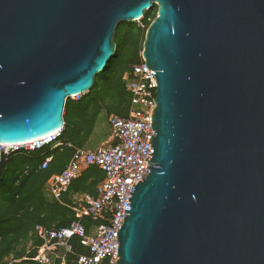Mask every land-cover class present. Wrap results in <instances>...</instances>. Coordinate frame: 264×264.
<instances>
[{"label":"water","instance_id":"95a60500","mask_svg":"<svg viewBox=\"0 0 264 264\" xmlns=\"http://www.w3.org/2000/svg\"><path fill=\"white\" fill-rule=\"evenodd\" d=\"M154 6L151 155L115 264H264V0H0V145L64 129Z\"/></svg>","mask_w":264,"mask_h":264},{"label":"built area","instance_id":"2783aa9c","mask_svg":"<svg viewBox=\"0 0 264 264\" xmlns=\"http://www.w3.org/2000/svg\"><path fill=\"white\" fill-rule=\"evenodd\" d=\"M140 57L124 82L129 96L127 113L125 116L107 115L110 136L96 149L63 143V129L27 143L0 145V169L8 157L21 152L60 147L73 151L68 165L46 185L44 192L49 200L70 209L77 218L62 228L36 225L33 234L41 246L30 259L31 264H66L70 256L75 264H115L118 261L117 234L125 222L130 195L146 174L144 162L151 155L150 139L154 134L151 119L156 107L157 82ZM83 95L72 99L79 101ZM51 159L45 158L41 169H46ZM89 167H97L104 175L95 195L82 194L72 204H64L63 197L71 185ZM85 217L88 224L83 222Z\"/></svg>","mask_w":264,"mask_h":264},{"label":"trees","instance_id":"16d2710c","mask_svg":"<svg viewBox=\"0 0 264 264\" xmlns=\"http://www.w3.org/2000/svg\"><path fill=\"white\" fill-rule=\"evenodd\" d=\"M154 6L144 14L142 24L149 27L156 17ZM133 23H119L113 42L116 46L114 56L106 68L99 73L92 89L84 94L79 101L68 99L64 109V129L61 140L73 147L82 148L89 138L97 116L104 112L125 116L129 104V96L125 91L124 82L132 65L140 62L144 32L141 28L132 30ZM124 25L129 27L122 30ZM73 151L66 147L49 150L45 148L37 152H29L26 156L16 157L11 164V155L2 163L0 169V264H6L10 255L14 259L26 258L16 264H31L41 246L34 236H29L36 225L46 228H62L70 224L76 215L70 209L57 202L46 199L44 188L46 183L55 178ZM40 156V157H39ZM52 156L46 169H41L45 158ZM39 157V158H38ZM8 168L6 174L4 170ZM103 173L97 167H91L70 187V193L95 195L96 186L103 179ZM66 202H70L65 197ZM88 224V218H83ZM32 240L29 250L19 249L22 243ZM78 252H82L78 249ZM29 261V262H28ZM58 264V263H57ZM66 264H75L68 257Z\"/></svg>","mask_w":264,"mask_h":264},{"label":"crops","instance_id":"0c3cea01","mask_svg":"<svg viewBox=\"0 0 264 264\" xmlns=\"http://www.w3.org/2000/svg\"><path fill=\"white\" fill-rule=\"evenodd\" d=\"M105 116V118L107 117V114L106 113H104V112H101L98 116H97V119H96V121H95V124H94V127H93V130H92V132H91V134H90V136H89V138L87 139V141L85 142V144L83 145V147L82 148H85V149H89V150H93V149H96L97 147H99L100 145L99 144H97L95 141H93V136H94V134H95V131H96V126H97V122H98V120H99V118L101 117V116ZM107 122V121H106ZM56 148H49V150H55ZM26 154H29V152H21V153H18V154H16V155H14L10 160H9V163L11 164V161H13L16 157H19V156H26ZM71 156H72V154H70V157H69V159H68V161H67V164L63 167V169L62 170H64V168L68 165V163L70 162V159H71ZM40 157V156H39ZM38 157V158H39ZM49 157H51L52 158V156H49ZM51 161H52V159H51ZM51 163V162H50ZM89 168H91V167H89ZM89 168H86V169H84L83 171H82V173H81V176L83 175V173L86 171V170H88ZM62 170H61V172H62ZM7 171H8V168L7 169H5L4 170V174H6L7 173ZM61 172H58L57 173V175H59ZM57 175H55V176H57ZM80 176V177H81ZM104 177V176H103ZM54 179V178H53ZM103 180V179H102ZM101 180V181H102ZM100 183V182H99ZM98 183V184H99ZM48 184V182L46 183V185ZM98 184H97V186H98ZM46 185H45V187H46ZM96 186V187H97ZM95 191H96V189H95ZM71 194L72 193H70V188H69V191H68V193L67 194H65V196L63 197V200H62V202L64 203V204H72V202H73V200L76 198V197H78V196H80V195H82V194H84V193H74L72 196H71ZM46 197V196H45ZM65 197L67 198V200H69L70 202L68 203V202H66L65 201ZM46 199L48 200V198L46 197ZM61 205V204H60ZM64 207V206H63ZM66 208V207H65ZM29 236H34V234H33V231L29 234ZM28 242H31L30 241V239L27 241V242H25V243H22L20 246H19V248L20 247H24V245L27 243V247H26V249L27 250H29L30 248H31V245H32V243H30V245H29V243ZM26 250V251H27ZM26 261L27 259L26 258H23V259H18V260H16V259H14V256L13 255H10L9 257H7L6 259H5V262H6V264H16V263H19L20 261ZM30 261V260H29ZM28 261V262H29Z\"/></svg>","mask_w":264,"mask_h":264},{"label":"rangeland","instance_id":"374dc122","mask_svg":"<svg viewBox=\"0 0 264 264\" xmlns=\"http://www.w3.org/2000/svg\"><path fill=\"white\" fill-rule=\"evenodd\" d=\"M127 24V23H126ZM129 26L128 25H124L123 27H122V30L124 31V30H126L127 28H128ZM130 28L132 29V30H136V29H138V28H141V30H143V32H144V35L146 34V31H147V29H145V26L142 24V21H138V22H135V23H133L131 26H130ZM145 37V36H144ZM143 42H144V40H143ZM143 45V44H142ZM143 51H141V53H142ZM141 53H140V55H141ZM72 101H74V99H71ZM75 100H77V99H75ZM109 136H110V128L108 127V125H107V122H106V118H105V116L103 115V116H101L100 118H99V120H98V122H97V126H96V131H95V134H94V136H93V141H95L97 144H103V143H105V142H107L108 141V138H109ZM73 194H71V196H72ZM31 242H28L29 243V245H30V243H32V240H30ZM26 247H27V243L24 245V247H20L18 250H20V249H25V250H27L26 249ZM16 260H18V259H16ZM20 260V259H19Z\"/></svg>","mask_w":264,"mask_h":264}]
</instances>
